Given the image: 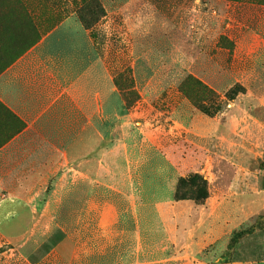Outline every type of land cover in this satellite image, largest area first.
<instances>
[{"label":"crops","instance_id":"1","mask_svg":"<svg viewBox=\"0 0 264 264\" xmlns=\"http://www.w3.org/2000/svg\"><path fill=\"white\" fill-rule=\"evenodd\" d=\"M184 2L170 0L160 21L142 0L108 12L104 29L126 47L139 94L131 105L74 15L0 69V238L27 264H264L223 255L233 250L225 237L256 215V200L264 209V167L251 190H210L203 204L176 197L172 145L205 148L238 130L221 100L213 108L201 101L203 110L174 85L150 84L182 66L221 94L223 78L233 77L217 45L220 3ZM161 36L167 49L156 43ZM257 38L258 46L243 43L244 54L264 69V35ZM229 40L234 58L240 41Z\"/></svg>","mask_w":264,"mask_h":264},{"label":"rangeland","instance_id":"2","mask_svg":"<svg viewBox=\"0 0 264 264\" xmlns=\"http://www.w3.org/2000/svg\"><path fill=\"white\" fill-rule=\"evenodd\" d=\"M142 1L154 4L156 11H160L156 13L157 21L165 18L170 0ZM120 2L121 0H0V69L62 19L74 15L90 30L97 42V51L108 56L114 81L121 94L125 95L123 98L126 101L132 100L133 93L129 92L136 90L129 54L118 34L113 31L109 33L104 29L108 12L116 9ZM175 2L186 3L184 0ZM218 2L222 8L225 33L217 45L224 52L225 70L233 73V77L223 78L224 91L221 94L211 92L203 82L206 78L189 75L182 66L174 72L178 75L156 77L150 83L153 89L158 90L170 85L176 86L194 106H201L203 110L205 100L208 99L212 108L220 105L221 100L223 106L228 109L225 117L233 116L238 120V130L232 138H214L205 148L182 140L172 145L168 151L180 169L179 179L197 176L192 185L186 183L180 187L178 195L191 197L199 204L204 203L210 190L211 193L251 190L258 185L256 176L264 167V69L253 60L254 58L246 56L244 52L247 48H243V43L248 39L258 46L257 35H264V0ZM180 16L183 19V14ZM227 23H230V26L226 27ZM254 28L256 38L253 36ZM212 31V34L216 35L220 30ZM229 37H234L241 45L234 58L232 55L235 47L230 44ZM105 41L108 49L105 47ZM156 43L158 47L167 49L166 38L161 36L157 38ZM211 54H216L215 49ZM247 89L253 92L249 93ZM137 95L139 99V94ZM165 95L169 97L171 93ZM201 101L203 103L200 104ZM208 107L206 105V108ZM209 165L212 168L208 171L206 167ZM255 209L257 213L253 218L241 221L242 223L234 229L233 235L225 237L224 242L233 248L223 254L228 259L264 260V209L259 200L255 201ZM0 264H27V261L16 252L13 243L0 238Z\"/></svg>","mask_w":264,"mask_h":264},{"label":"trees","instance_id":"3","mask_svg":"<svg viewBox=\"0 0 264 264\" xmlns=\"http://www.w3.org/2000/svg\"><path fill=\"white\" fill-rule=\"evenodd\" d=\"M85 28H87L84 24H82ZM88 29V28H87ZM91 33V32H90ZM26 50V49H25ZM25 50H23V51H21L20 53H18V55H20L21 53H23ZM17 55V56H18ZM115 80V79H114ZM116 84V83H115ZM180 90V89H179ZM181 91V90H180ZM182 93H184L183 91H181ZM130 94H132L133 93V98H132V100H128L127 99V103H128V105H131L135 100H137V98H138V95H137V92L136 91H132L131 90V92H129ZM185 94V93H184ZM123 95H124V93H123ZM125 96V95H124ZM196 175H192V176H189L188 178H185V177H181L179 180H178V184H177V193H176V197H178V198H191V197H184V196H179L178 195V191H179V189H180V187H182V186H184V184H186V183H190V185H192L193 184V182L195 181V179H196ZM191 199H193V198H191ZM195 200V199H194Z\"/></svg>","mask_w":264,"mask_h":264}]
</instances>
